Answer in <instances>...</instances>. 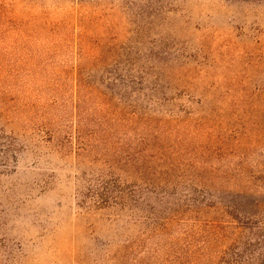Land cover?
I'll list each match as a JSON object with an SVG mask.
<instances>
[{"label": "rangeland", "instance_id": "1", "mask_svg": "<svg viewBox=\"0 0 264 264\" xmlns=\"http://www.w3.org/2000/svg\"><path fill=\"white\" fill-rule=\"evenodd\" d=\"M80 26L157 80L141 175L98 153L94 94L77 140ZM112 168L146 201L81 206L82 187ZM259 217L264 0H0V264H264L239 259L261 245L234 243Z\"/></svg>", "mask_w": 264, "mask_h": 264}, {"label": "trees", "instance_id": "2", "mask_svg": "<svg viewBox=\"0 0 264 264\" xmlns=\"http://www.w3.org/2000/svg\"><path fill=\"white\" fill-rule=\"evenodd\" d=\"M80 29L81 26L79 33L73 37L75 66H78V76L73 79V94L78 99L75 102V118H78L79 123L76 130L77 140L81 141L83 134L80 122L81 98L94 94L99 106L93 129L98 153L119 165L118 171L141 175L143 168L148 167V150L155 147L150 142L154 134V120L159 116L157 80L151 84L153 78H149L134 64L124 48L114 50L107 41L108 45L106 35L94 45L88 41L85 27L82 26L81 33ZM107 118L111 121L105 122ZM149 156L155 159L154 156ZM147 192V189L144 190L135 182H127L121 173L112 168L98 172L88 187H82L79 202L86 208H138L146 201ZM255 221L249 227L241 226L246 231L242 237L245 242H234L241 254L245 252L246 242L261 245L258 250L260 252H246L245 256H239L243 261H253L259 255L264 256V218L259 217ZM241 228L238 226L239 230Z\"/></svg>", "mask_w": 264, "mask_h": 264}]
</instances>
